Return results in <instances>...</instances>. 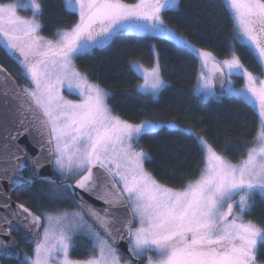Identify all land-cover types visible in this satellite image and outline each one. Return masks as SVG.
<instances>
[{"label": "snow or ice", "instance_id": "6c2138e0", "mask_svg": "<svg viewBox=\"0 0 264 264\" xmlns=\"http://www.w3.org/2000/svg\"><path fill=\"white\" fill-rule=\"evenodd\" d=\"M63 3L78 19L57 28L52 38L41 35L42 0L0 4V48L31 84L21 87L0 65V106L15 125L0 142V264L8 258L18 264H262L258 254L264 227L247 217L264 204V79L245 67L236 49L244 48L264 73V0H222L232 24L225 59L197 47L165 22L162 13L178 11L180 0ZM21 10L31 17L21 16ZM126 33L170 41L197 60L194 95L214 97L219 85L220 95L252 108L257 117L252 144L220 145L239 152L237 162L191 127L156 120L133 124L113 114L111 93L91 82L75 60ZM152 52L151 67L131 61L129 69L143 81L137 94L156 99L169 85L155 46ZM233 77L244 80L243 87L237 88ZM62 89L78 95L79 102L65 99ZM165 127L191 138L203 163L198 176L178 188L161 183L145 168L151 156L139 145L144 135ZM25 134L38 155L30 156L17 142ZM45 164L63 181L75 180L73 186L41 177L56 185L45 190L48 197L75 198L79 211L37 213L11 202L12 190L33 183L23 176L25 168L31 166L36 175ZM77 189L103 206L89 203ZM14 231L33 245L31 255L14 251ZM78 238L90 245L83 260L71 256ZM119 241H127L129 258L115 247Z\"/></svg>", "mask_w": 264, "mask_h": 264}, {"label": "trees", "instance_id": "16d2710c", "mask_svg": "<svg viewBox=\"0 0 264 264\" xmlns=\"http://www.w3.org/2000/svg\"><path fill=\"white\" fill-rule=\"evenodd\" d=\"M4 1L9 0H0ZM42 3L45 13L40 20L46 37L52 38L57 28L68 27L78 19L76 14L65 10L63 0H42ZM162 17L195 45L211 50L219 57H228L232 24L222 0H180L178 11L163 12ZM152 46L158 51L161 74L169 85L156 99L137 94L136 89L142 79L129 69V63L134 60L152 66L155 60ZM236 50L248 70L264 74L244 48L238 45ZM0 63L21 84L28 82L19 75L20 67L9 59L3 48H0ZM75 64L90 80L111 93L108 104L122 119L133 123L146 120L163 121L165 124L175 122L181 129L191 127L233 161H238L240 153L223 150L220 145L252 144L257 129V117L252 108L234 97L221 95L203 99L194 95L199 62L170 41L126 33L103 49L77 57ZM243 82L238 78L239 85ZM139 145L151 156L150 162L145 161L147 169L169 186L181 187L189 179L196 178L203 168L195 142L182 131L161 128L144 135ZM17 189L12 193L14 199L37 211L47 207L35 197L33 187L24 185L20 194H17ZM55 207H63V203L57 202ZM247 218L264 227V204H258ZM79 240L85 251L82 253L76 247L71 254L86 258L89 255L86 249L90 245L83 238ZM258 260L264 264V247L258 254ZM3 264H18V261L4 259Z\"/></svg>", "mask_w": 264, "mask_h": 264}, {"label": "water", "instance_id": "95a60500", "mask_svg": "<svg viewBox=\"0 0 264 264\" xmlns=\"http://www.w3.org/2000/svg\"><path fill=\"white\" fill-rule=\"evenodd\" d=\"M0 65H2L0 63ZM5 69L6 67L4 65H2ZM8 71V70H7ZM9 72V71H8ZM10 73V72H9ZM12 78L15 80V82L20 85L21 87H23V85L14 77L13 74ZM216 96H221L220 95V89H219V85H217V95ZM11 120L10 114L7 111V108L0 106V142H3V138L8 134V132L6 131V129H14L15 125L10 123L9 121ZM20 145H22L24 148L27 149L28 153L30 156H36L38 155V149L34 146L33 144V140L31 138V136H29L28 134L22 135L19 137V140L17 141ZM30 165V162H27ZM25 170H28L33 176H42V177H47V176H53L54 174V170L51 164H45L44 167H42L41 169H39L38 174L34 175L33 174V169L31 166H27L25 168ZM23 176L26 178V180H31V178H28L24 175V171H23ZM32 181V180H31ZM27 185V184H25ZM73 186H75V181L72 183ZM4 188L8 189L9 185L7 184V182H4ZM14 190H12L9 194L11 197V202L13 204H17V203H23L20 202L16 199L13 198L12 193ZM78 192H81V194L84 195V198L86 200L89 201V203L94 204L96 207H101L102 202L96 201L94 200L92 197L88 196L87 194L83 193L82 190L77 189ZM26 207H28L30 210L34 211L29 205L23 203ZM14 233H18V232H12V238H14L17 242L18 239L15 236ZM19 234V233H18ZM20 235V234H19ZM21 236V235H20ZM22 237V236H21ZM23 238V237H22ZM24 239V238H23ZM25 240V239H24ZM31 244V243H30ZM115 247H117L118 249H120L124 254L129 256V253L127 251V241H119ZM14 251L16 252H21V250L19 249L18 245L16 247V249H14ZM8 259H15V258H8Z\"/></svg>", "mask_w": 264, "mask_h": 264}, {"label": "flooded vegetation", "instance_id": "af4514ba", "mask_svg": "<svg viewBox=\"0 0 264 264\" xmlns=\"http://www.w3.org/2000/svg\"><path fill=\"white\" fill-rule=\"evenodd\" d=\"M54 170V169H53ZM24 175L28 178H31V180L33 181L32 185L30 187L34 188V191L36 193L35 197L39 198V200L42 202L43 204H48V201H53V203H63V209H71V210H76L79 211V207L77 205L76 199L72 198V199H50L46 193V189L49 188V183L47 182V180L45 179H41L42 176H33L28 170H24ZM48 178L52 179V180H56V181H61L65 182L62 180V178L54 171L53 176H47ZM69 181V180H67ZM75 180L70 181L69 183L72 184ZM22 192V187H18L17 189V194ZM34 210V209H33ZM35 212H39L37 210H34ZM15 236L18 239V247L21 250V253H30L32 252L33 249V245L26 242L18 233H14ZM81 241L78 239H76L74 241L75 245L77 248L79 249H83L85 248L84 245H82V243H80ZM118 249V248H117ZM119 253L121 254V256L123 258H129L128 255L124 254L120 249H118ZM22 258V256H21ZM87 258V257H86ZM140 264H144L142 261L140 262Z\"/></svg>", "mask_w": 264, "mask_h": 264}, {"label": "rangeland", "instance_id": "374dc122", "mask_svg": "<svg viewBox=\"0 0 264 264\" xmlns=\"http://www.w3.org/2000/svg\"><path fill=\"white\" fill-rule=\"evenodd\" d=\"M16 2V0H9V1H4V2H0V4H7V3H15ZM19 14L21 15V16H23V17H31V15H32V13L30 12V11H28V10H21L20 12H19ZM163 18V17H162ZM169 25V24H168ZM170 26V25H169ZM171 28H173L177 33H179L180 35H182V36H184V34H181L180 32H178L174 27H172V26H170ZM41 35H43V36H45L42 32H41ZM46 37V36H45ZM185 37V36H184ZM49 38V37H48ZM197 46V45H196ZM197 47H199V46H197ZM201 48V47H200ZM203 49H205V48H203ZM155 50H156V52L158 53V51H157V49L155 48ZM205 50H208V49H205ZM208 51H211V50H208ZM212 52V51H211ZM215 55V54H214ZM217 56V55H216ZM217 58L218 59H225V58H222V57H219V56H217ZM227 58V57H226ZM134 61H137V60H134ZM139 63H141L142 65H144L145 67H151V66H147L146 64H144V63H142V62H140V61H138ZM154 62H155V60H154ZM159 62H160V59H159ZM160 69H161V64H160ZM250 71V70H249ZM255 76H259L260 78H262V79H264V74H261V75H259V74H255V73H253ZM162 75V74H161ZM163 78V77H162ZM164 79V78H163ZM90 80V79H89ZM165 80V79H164ZM91 82H93V83H96V82H94V81H92V80H90ZM166 81V80H165ZM233 82H234V84H235V86L237 87V88H241V87H243V85H244V83H245V81L243 82V84L241 85H239L238 84V78L237 77H233ZM143 83V81L141 80V82H140V84H142ZM97 84H99V83H97ZM139 84V85H140ZM22 85L23 86H28V87H31V84H29L28 82H24V83H22ZM103 87V86H102ZM107 92H109L105 87H103ZM62 94L64 95V97H65V99H67V100H70V101H74V102H79V100H80V97L78 96V95H74V94H69V92L68 91H66V90H63L62 89ZM215 97V96H214ZM209 98H212V97H209ZM209 98H207V99H209ZM114 115H116L115 113H113ZM118 116V115H117ZM130 122V121H129ZM160 122H163V121H160ZM130 123H133V122H130ZM140 123H142V122H139V123H133V124H140ZM169 123H175V122H169ZM229 159V158H228ZM231 160V159H230ZM233 163H235V162H237V161H233V160H231ZM145 168L147 169V167H146V165H145ZM148 170V169H147ZM149 171V170H148ZM150 172V171H149ZM151 173V172H150ZM153 175V174H152ZM154 176V175H153ZM157 179V178H156ZM72 180H74V179H69V181H65V182H67V183H69L70 181H72ZM158 180V179H157ZM161 182V181H160ZM63 183V182H62ZM161 183H163V182H161ZM163 184H165V183H163ZM167 185V184H166ZM169 186V185H168ZM53 187H56V185H52V184H49V188L48 189H50V188H53ZM169 187H172V186H169ZM173 188H178V187H173ZM48 204H47V207H45V208H42L43 210H45V211H48V212H56L57 210H65V211H76V210H71V209H63V207H55V203H53V201H48L47 202ZM53 207H55V208H53ZM39 210H41V209H39ZM38 210V211H39ZM247 219H249V218H247ZM253 221V220H252ZM254 222V221H253ZM87 250V249H86ZM80 251L83 253L84 251H85V248H81L80 249ZM32 254V252H30L29 253V255H31ZM71 256H72V254H71ZM23 258V257H22ZM72 258L73 259H76V260H83V259H86V258H78V257H73L72 256ZM123 258V257H122ZM143 263H144V261H142Z\"/></svg>", "mask_w": 264, "mask_h": 264}]
</instances>
